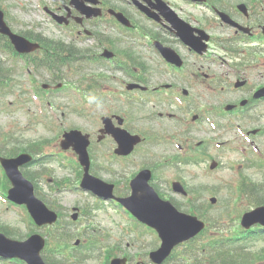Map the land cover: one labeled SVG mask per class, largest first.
<instances>
[{"label":"rangeland","instance_id":"rangeland-1","mask_svg":"<svg viewBox=\"0 0 264 264\" xmlns=\"http://www.w3.org/2000/svg\"><path fill=\"white\" fill-rule=\"evenodd\" d=\"M247 0H231V5H235L237 2H245ZM0 3L4 5V7H7V11L9 14L17 15L18 19L20 21L26 22L29 19H37L34 15L37 14V11L34 9L35 0H0ZM6 3L13 4V5H6ZM19 3H25L26 5H17ZM258 7H263L264 11V5H259L257 2H254ZM11 7V8H10ZM31 10V11H30ZM14 13V14H13ZM19 26V25H17ZM43 32L47 35H52L51 26L48 25L47 29H44ZM231 35L229 33H223L222 37L226 38L227 40L230 38ZM244 42L240 41L239 39L233 43L232 45H236L239 48H246L244 54L248 58L249 63L253 61L254 64H262L264 65V40L259 38L254 39H244ZM237 42V43H236ZM236 43V44H235ZM225 59L227 60V65L230 68V66L233 65L235 61L234 57H226L223 55ZM260 58V59H259ZM0 59L4 62L5 67L15 68V75L14 80L16 82L20 83L23 88L28 91L25 95V98L27 99V96L29 94V81L27 80V76L24 73V70H22V59H17V57H14L7 53H0ZM254 64L250 65L247 64V67H244L243 69L239 70V73L231 74L232 77L242 75L244 74L245 77L250 78L252 83L256 84V81L258 79V76L261 80V75H263L264 80V71L259 68L258 66H254ZM26 67V66H25ZM213 73L219 74V72L223 71L220 67L217 65H212ZM82 74L87 76H94L96 77L97 71H94L91 67H84V69L80 70L79 72H71L67 73V79L75 80ZM224 73L221 72L220 77H222ZM37 79L45 78L46 76H41L39 74L34 75ZM230 76V77H231ZM23 77V78H22ZM220 77H218L220 79ZM22 79V80H21ZM17 85V83H15ZM254 84V85H255ZM219 85L217 86V88ZM71 91L67 93L66 91H61L55 93V101L58 105V115L61 116L60 111L64 110V107L67 108V111L69 115H66V117L62 118V121L66 122L69 125H79V126H87L91 124V117L89 122H87L86 119H84L79 113L75 111L76 108H80V105L77 103L76 99L73 97H70ZM15 96V93L8 92L5 95L0 96V104L2 99L3 100H11ZM10 102V101H9ZM26 105V106H25ZM29 107L31 109L30 115L26 112V109L23 107ZM160 105H156V109L159 108ZM263 106V103L256 105L255 108H261ZM17 107L11 105L9 107H6L2 110H0V134L1 133H13L14 139H18L19 141L23 142L31 139H42L46 137H53L54 132L48 130L45 128L44 123L49 120V115L46 116L43 120L37 121L33 120L31 118V114H36L35 106H33L30 101L27 102V104H23L20 108H18V111H15ZM99 107L93 106L92 110L93 112L97 113ZM1 140V138H0ZM259 140L264 145V135H261L259 137ZM49 146H45V151L48 150ZM231 148H234V146H229L221 149L220 151L215 152V160L219 162V166L217 169L209 170L208 169V158L206 155H201L198 159L195 161H189L188 163L182 164L187 165V167L184 168L183 175L185 176V180L188 182V185L191 188L198 189V191H201L199 196L197 197V200L199 203L207 204L208 198L210 196H216L221 199V203H216L215 205H212V207L209 208V212L207 216L215 219V229H225L228 230L226 233H229L230 231H234V228L238 226L237 218H234V214H231L230 217H227L223 212L226 211V208H223V203L229 198V192L228 190L233 189L232 183L238 182L241 180L240 175H244L247 178H250L252 181L261 183L264 180V170H262L259 167H247L246 163L242 162L241 156L234 152ZM210 151H213L212 145H210L209 149ZM58 156L65 160L69 161L70 159L63 154H58ZM46 165L51 169V176L52 177H61L64 173V170L59 166L57 160L55 158H48L45 160ZM195 164V165H194ZM194 165V166H193ZM173 173L169 171V175H172ZM45 177V176H44ZM173 176H169L171 178ZM208 188H212L213 190L210 192ZM1 192V189H0ZM49 199L53 200L55 195L53 192L48 193L46 192ZM64 195L59 196V199L64 200ZM195 197V195L189 194V197ZM67 197L68 199H71V205H73L75 202H82L83 198L73 192V191H67ZM68 199H65L67 201ZM180 209L182 211L187 212L188 211V203L185 202L184 198H178ZM233 201L236 203V211H241L248 208L249 201L246 197L237 198L235 200V197L233 198ZM226 206V203L224 204ZM64 207V206H63ZM92 214H89L88 216L83 218V224H90L94 225L95 227L102 228L105 230V226L112 225V221H115V218L113 215L110 216L112 212L111 209L108 208V210L104 209H97L94 208L91 211ZM119 219V218H118ZM0 225H5L8 228L12 229L13 233L18 235L19 233H24L26 231L24 218L18 213L13 212L11 210H5L2 209L0 206ZM128 226H137L135 221L132 219H128L127 221ZM80 225L73 224L71 227V231L74 235L73 240L76 237H80L79 232L82 233L83 226L79 228ZM91 227V226H89ZM227 234H224V236H227ZM208 238L205 239V236L201 237V241H197L199 243H193L192 246H200V244L204 243ZM264 244V239L257 242L255 245L261 246Z\"/></svg>","mask_w":264,"mask_h":264}]
</instances>
